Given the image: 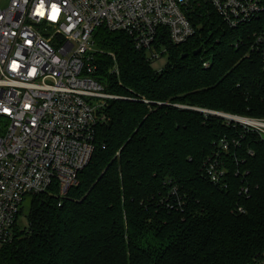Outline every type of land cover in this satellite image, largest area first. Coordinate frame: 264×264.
I'll return each mask as SVG.
<instances>
[{"label": "trees", "instance_id": "trees-1", "mask_svg": "<svg viewBox=\"0 0 264 264\" xmlns=\"http://www.w3.org/2000/svg\"><path fill=\"white\" fill-rule=\"evenodd\" d=\"M191 2L195 32L183 44L165 43L159 71L125 33L94 31L93 76L120 98L106 100L107 121L97 124L77 184L64 197L54 190L28 196L27 227L17 226L20 210L0 264H254L264 257V143L239 123L177 106L264 118V72L250 49L264 14L231 28L205 0ZM220 138L238 144L222 155L227 171L218 188L201 166Z\"/></svg>", "mask_w": 264, "mask_h": 264}, {"label": "built area", "instance_id": "built-area-1", "mask_svg": "<svg viewBox=\"0 0 264 264\" xmlns=\"http://www.w3.org/2000/svg\"><path fill=\"white\" fill-rule=\"evenodd\" d=\"M205 1L231 28L264 14V0ZM192 10L191 0H9L0 7V247L12 240L26 196L54 190L64 197L77 184L94 151L97 124L107 121L101 110L107 99L120 98L93 76L94 31L123 32L153 60L166 55V42L180 45L194 34ZM250 49L264 72V25ZM232 116L238 118H223L264 143V118ZM231 144L238 141L216 140L201 166L215 187L224 185L222 155ZM254 264H264V257Z\"/></svg>", "mask_w": 264, "mask_h": 264}, {"label": "rangeland", "instance_id": "rangeland-1", "mask_svg": "<svg viewBox=\"0 0 264 264\" xmlns=\"http://www.w3.org/2000/svg\"><path fill=\"white\" fill-rule=\"evenodd\" d=\"M9 0H0V7H3L8 3ZM94 50H97L96 54L99 53V48H97L96 43L94 42ZM167 63V56L166 55H161L157 59H153L150 61V65L153 70L159 71L161 70ZM29 203L30 199L28 196H26L22 202V205L20 206V210L22 212L21 216L17 220V226L19 228L23 229L27 227V213H28V208H29Z\"/></svg>", "mask_w": 264, "mask_h": 264}, {"label": "water", "instance_id": "water-1", "mask_svg": "<svg viewBox=\"0 0 264 264\" xmlns=\"http://www.w3.org/2000/svg\"><path fill=\"white\" fill-rule=\"evenodd\" d=\"M201 49L199 48L197 51L194 52V54L196 55L198 52H200ZM178 107H182V108H188V109H193V110H197V111H205V110H202V109H198V108H191V107H187V106H181V105H177ZM212 114H217L219 116H222V117H225V118H238V117H235V116H232L230 114H224V113H218V112H214V111H211Z\"/></svg>", "mask_w": 264, "mask_h": 264}]
</instances>
